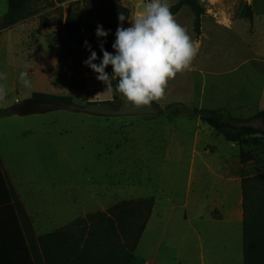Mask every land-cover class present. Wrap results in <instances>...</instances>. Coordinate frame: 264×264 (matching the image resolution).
Here are the masks:
<instances>
[{
    "label": "rangeland",
    "instance_id": "obj_1",
    "mask_svg": "<svg viewBox=\"0 0 264 264\" xmlns=\"http://www.w3.org/2000/svg\"><path fill=\"white\" fill-rule=\"evenodd\" d=\"M119 1L130 9L123 22L127 28L143 11L146 0ZM200 3L205 25L228 14L232 20L243 19L244 28L217 36L204 30L206 35L201 31L196 36L194 15L183 7L175 20L186 28L198 51L189 68L170 79L164 96L154 103L160 109L174 101L188 108L226 106L235 116H251L264 109V0ZM59 7L65 14L67 2L41 6L34 17L0 32V71L7 74L0 81L7 93L0 109L23 102L34 92L67 96L78 105L125 100L119 93L114 99L97 74L83 64L90 55L85 40L102 57L95 35L97 24L111 30L104 47L113 52L120 22L106 24L104 14L92 13L84 15L77 30L49 26L38 33L39 21L58 15ZM6 10L7 0H0V18ZM22 71L28 72L31 87L19 82ZM106 71L111 74V65ZM241 152H250L253 159L241 163ZM0 160L33 213L39 232L49 227L43 225V210L54 209L56 193L70 186L77 197V205L72 206L77 218L122 200L153 197L155 209L144 241L159 237L167 220L165 240L195 239L194 229L205 240L240 239V212L230 216L235 223L209 217H225L226 206L240 204L241 179L264 173V143L241 146L228 142L199 118L183 114L104 117L54 110L0 117ZM199 213L205 217L198 218Z\"/></svg>",
    "mask_w": 264,
    "mask_h": 264
},
{
    "label": "trees",
    "instance_id": "obj_2",
    "mask_svg": "<svg viewBox=\"0 0 264 264\" xmlns=\"http://www.w3.org/2000/svg\"><path fill=\"white\" fill-rule=\"evenodd\" d=\"M64 2H67L65 14L59 7L58 15L41 19L36 30L38 33L49 26L77 30L85 14H104V22H112L113 25L119 22L121 12L127 18L130 15V9L119 0H7V10L0 18V32L34 17L41 6L53 7ZM183 6L192 11L193 30L198 34L204 7L200 0H178L170 6L173 16ZM248 10L251 19L249 7ZM116 83V79L111 80L113 89ZM111 93L115 99L117 92ZM38 99L70 101L67 96L34 92L23 102L1 108L0 117L13 114L15 108H24L27 103ZM160 112L170 116L183 114L199 118L226 141L241 146L264 143V109L249 117H237L225 108H188L181 102H172L160 109ZM252 159L250 152L240 153L241 163ZM6 181L34 264H130L154 206L153 197L122 200L104 211L98 210L78 217L63 228L35 235L32 219L19 194L8 177ZM240 188L243 264H264V173L243 177Z\"/></svg>",
    "mask_w": 264,
    "mask_h": 264
},
{
    "label": "clouds",
    "instance_id": "obj_3",
    "mask_svg": "<svg viewBox=\"0 0 264 264\" xmlns=\"http://www.w3.org/2000/svg\"><path fill=\"white\" fill-rule=\"evenodd\" d=\"M126 19L121 12L118 16L120 25L111 45L113 52L104 47L111 30L97 24L95 35L102 57H98L85 40L84 47L90 55L83 64L97 74L96 78L107 86L110 93L121 94L126 107H150L164 96L168 81L189 68L198 45L192 41L186 28L176 22L166 0H146L143 11L127 28L123 27ZM109 65L111 74L106 71ZM6 78L7 74L0 71V81ZM18 79L24 87H31L28 72H20ZM112 79L117 80L114 89ZM6 94L3 83H0V101Z\"/></svg>",
    "mask_w": 264,
    "mask_h": 264
},
{
    "label": "crops",
    "instance_id": "obj_4",
    "mask_svg": "<svg viewBox=\"0 0 264 264\" xmlns=\"http://www.w3.org/2000/svg\"><path fill=\"white\" fill-rule=\"evenodd\" d=\"M177 1L178 0H166L169 7L174 3H176ZM204 1L213 3L216 0H204ZM183 7L174 15V18L176 17V15H178L181 12ZM205 16L206 14L204 12L201 15L200 32L198 34L194 32L196 36L200 35L201 31L203 35H206L205 33L207 34L210 33L212 35L214 34V36H217L218 34L223 32L226 33L227 31L239 33L244 28L243 19L238 18L237 20L235 19L232 20L228 14H225V16L220 14V16L217 17L213 25L207 26L204 23ZM174 102H180V101H174ZM201 108H211V109L225 108L231 113V111L226 106H220L216 108L214 107H201ZM237 117H241V116H237ZM6 176L7 174L4 168L0 166V264H34L28 241L24 235L19 217L13 206V202L6 181V178L8 176L7 177ZM70 188H71L70 186L68 188L65 187L64 191L62 192L59 191V193H56L55 195L56 197L53 198L54 200H56L55 202L56 206L54 205L55 207L54 209L43 210L42 212L44 216L43 225L49 226V227H45V230H47L45 232H39L37 230L33 219V213L30 212V210L24 203V200L19 195L20 200L22 201L25 207V210L32 219V225L35 235H42L63 228L77 218L76 212L72 213V206L77 205L76 202L77 197L76 194L72 193V190ZM66 201L67 203H65ZM241 202H242V197H240L239 205L237 203H234L231 206H229V208H227L226 206L225 217L215 218L210 216L209 218L215 221H221V222L226 221L227 223H235L231 221L230 216L232 214H237L240 212V217L237 223L242 224ZM63 203L65 204V207L62 209ZM66 204L68 206L67 210H65ZM173 206L174 205H172V207ZM154 209L155 206H153L152 212ZM65 213L70 215L69 217H64L62 219L61 216L62 214ZM86 214L88 213H85V215ZM151 215L149 217V220L151 218ZM197 217L202 218L205 216L199 213L197 214ZM184 218L186 220L189 219L188 216ZM167 224H168V220L163 225L162 233L160 234L159 237L156 238V236L154 235L151 240L144 241L143 237L145 230L147 229L148 226V222H147L146 227L135 249L134 257L130 262V264H232V263L242 264L243 261L242 237L240 239L210 238L205 240L201 238L200 232L194 229L195 233L197 234V238L195 239L183 238L181 240H174V241L165 240L163 234L167 229ZM234 242L235 244L233 245Z\"/></svg>",
    "mask_w": 264,
    "mask_h": 264
},
{
    "label": "water",
    "instance_id": "obj_5",
    "mask_svg": "<svg viewBox=\"0 0 264 264\" xmlns=\"http://www.w3.org/2000/svg\"><path fill=\"white\" fill-rule=\"evenodd\" d=\"M54 110H66L70 112H85L95 116L119 117V116H153L160 112V108L153 102V105L131 108L125 106V100L113 104L110 101L89 102L78 105L69 101L59 99L37 100L30 104L27 110L19 107L15 108V113L19 115L45 113Z\"/></svg>",
    "mask_w": 264,
    "mask_h": 264
},
{
    "label": "flooded vegetation",
    "instance_id": "obj_6",
    "mask_svg": "<svg viewBox=\"0 0 264 264\" xmlns=\"http://www.w3.org/2000/svg\"><path fill=\"white\" fill-rule=\"evenodd\" d=\"M38 100H39V99H38ZM35 101H37V100H33V101L27 103V104L24 106V108H21V109H23V110H27V108L29 107V105L32 104V103H34Z\"/></svg>",
    "mask_w": 264,
    "mask_h": 264
}]
</instances>
